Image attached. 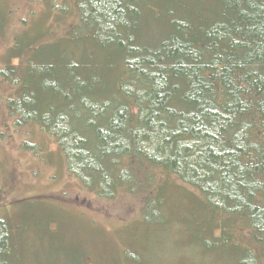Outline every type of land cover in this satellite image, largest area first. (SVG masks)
I'll use <instances>...</instances> for the list:
<instances>
[{
    "label": "trees",
    "instance_id": "16d2710c",
    "mask_svg": "<svg viewBox=\"0 0 264 264\" xmlns=\"http://www.w3.org/2000/svg\"><path fill=\"white\" fill-rule=\"evenodd\" d=\"M63 2L59 36L0 71L17 123L85 190L137 203L121 234L163 230L169 264H264V0ZM13 229L0 214V264H26Z\"/></svg>",
    "mask_w": 264,
    "mask_h": 264
},
{
    "label": "rangeland",
    "instance_id": "374dc122",
    "mask_svg": "<svg viewBox=\"0 0 264 264\" xmlns=\"http://www.w3.org/2000/svg\"><path fill=\"white\" fill-rule=\"evenodd\" d=\"M62 4L0 0V71L14 44L22 46L27 35L59 36L65 26L57 20ZM15 93L16 87L0 75V214L14 228L17 257L26 264H77L88 252L93 264H169L178 251L168 235L150 229L137 238L121 234L139 205L127 197L99 199L85 190L69 172L55 136L38 125L17 123L9 104ZM193 256L197 264L209 263L203 255Z\"/></svg>",
    "mask_w": 264,
    "mask_h": 264
}]
</instances>
